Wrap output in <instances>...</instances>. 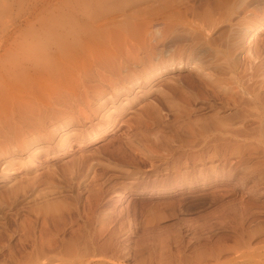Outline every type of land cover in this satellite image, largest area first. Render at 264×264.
<instances>
[{
    "label": "bare ground",
    "instance_id": "6f19581e",
    "mask_svg": "<svg viewBox=\"0 0 264 264\" xmlns=\"http://www.w3.org/2000/svg\"><path fill=\"white\" fill-rule=\"evenodd\" d=\"M43 4L32 7L28 22L17 21L15 33L8 24L0 31V152L28 147L36 136L49 139L63 122L82 125L96 112L93 102L113 116L115 100L135 85L189 65L190 77L164 78L167 88L139 119L167 124L182 115L198 127L199 99L235 112L221 116L211 135L194 125L180 144L169 135L128 139L106 160L74 164L70 193L44 189L54 193L19 224V243L0 264H264V0H63L47 11ZM229 33L237 35L226 42ZM84 130L70 132L81 140L94 134ZM238 173L240 192L216 187L201 194L220 206L199 220L198 232L179 200L113 211L122 192L127 200L132 191L208 189ZM131 216L137 227H128ZM139 229L152 242L133 241ZM195 232L200 239L193 241ZM1 239L0 252L9 246Z\"/></svg>",
    "mask_w": 264,
    "mask_h": 264
},
{
    "label": "rangeland",
    "instance_id": "374dc122",
    "mask_svg": "<svg viewBox=\"0 0 264 264\" xmlns=\"http://www.w3.org/2000/svg\"><path fill=\"white\" fill-rule=\"evenodd\" d=\"M62 1L63 0H0V31L8 24L6 26L7 30L11 34L15 33L19 27V20L25 19L27 22L29 21L33 11L32 7L37 2L44 3L42 5V10L47 11V6ZM114 15H112V17H114ZM24 27H27V23L24 24ZM236 35V33L233 35L229 33L226 37V42H228L231 37L234 38ZM2 54L3 51L0 52V56ZM221 58L223 59L225 57L221 56ZM1 63L2 61L0 60V64ZM190 66L191 65L188 66L189 68H182L181 70L173 68L170 72L161 74L159 77L152 79L151 82L145 85H135L132 90H129V92L126 93V95L121 98L118 97L119 100H115L113 103L115 105V110L112 114L113 116L107 115L108 108H106L104 104L99 105L97 102H93L95 107H97L95 108L96 112H93V115L91 114L88 119H85L82 125H76L74 121L63 122L58 125L55 133L49 139L47 138L49 135L36 136L30 141L28 147L15 146L12 149H9L10 151H6L7 153L0 152V164L2 161L8 162V171H5L4 173L0 172V229L3 230V235L1 234L0 239L2 238V242L9 245L4 251L2 250L0 252V260L5 259L4 256L7 257L10 254L11 249L17 247L19 243V233L16 232V230L19 224L25 222L26 218L31 216L34 211L38 209L39 200L45 194L51 195L54 193L43 192L49 184L53 186L52 188L55 189V191L70 193L67 192V186L69 185L70 180V170L74 164H78L82 160L88 159L96 160L98 158L97 161H101L104 159V156H106L104 159L106 160L107 157H109L107 155H110V150L112 151L114 146L117 148L119 143L123 144V142L128 139H133L135 141L145 140L146 142L149 140V142H154L156 139L158 140L160 136L162 137V135L163 137L169 135L170 138L172 136L171 139L173 142L175 141L177 142L176 144H180L190 137L189 133L191 130L189 131V128L193 129V127L196 126V124L192 125V118L183 119L184 116L182 117V115H179L182 117L181 118L178 115H175L180 118H178V122L173 115L167 124H164L162 119H154V121H149V125H146L143 119H139L140 114L141 117L145 114L143 113L146 112L145 108H147V110L152 109L150 103L153 102V100H156L157 97L161 96V89L164 91V88H167L166 85L168 84V81L164 80V78H166L167 75H178L182 78H188L192 75L190 70L192 66ZM126 101L129 102V104L126 103L127 105L123 106V103ZM195 103L196 107H199L195 113V116L199 118L198 120L195 118L196 122H199L197 125L200 124V127L198 126L199 129L203 127L202 130L209 129L208 131H212L210 135L213 134V129L216 131L223 116L228 118L235 112L232 108H227L226 106L222 107L223 105L219 101H214L213 99H210V101L199 99ZM110 106L112 105L109 103L107 107ZM215 107L222 108L220 112L221 115L216 113L217 111ZM110 117L113 118V121L109 123ZM200 117L204 118V120L202 119L201 121ZM187 120H191L190 122L188 121L190 124L188 122L185 124ZM214 123L215 125L213 126ZM75 126L79 127V129H85L83 134L88 129H92L94 134L89 136L86 135L83 140H81L76 137V134L70 132ZM198 127L196 126L195 128L197 129ZM207 130H205V132ZM208 131L205 133L206 135H209ZM90 136H95V138L90 140ZM63 138L65 139L63 140ZM46 146H49V149L51 150L47 152L48 148H44ZM37 147H40L41 149L33 152ZM240 175L241 173H238L235 178H229L228 176L223 177L220 180L214 181L212 183L213 187L208 189L197 188L196 190H189L185 188L180 192L157 193V195L154 193L152 194V192L132 191L130 193V199L127 200L124 196L125 192H122L121 198L113 202V211L117 214L122 207L129 210L141 207L146 209L158 204L179 200L180 203L178 206L181 205L180 207H183L187 213L184 217L191 219L190 221L193 222L191 223L193 224L192 226H195L192 228L199 229V220L203 217L209 216L220 206L219 203H214L209 198L201 197V194L212 192L216 187L240 192L243 187V184L240 185ZM51 177H55L58 182L55 184L52 183L50 180ZM253 183V179L248 181V187H251ZM146 216L147 214L145 213L140 219H145ZM133 218L134 217L132 216L129 218L127 222L128 227H137L138 221H135ZM262 218L264 219V216H262ZM196 223L198 224L195 225ZM165 224H170V222ZM136 232L137 233L132 235L133 241L142 237L147 242H152L151 233L142 236V229H139ZM197 232H195V235L197 236H193V233L190 234L189 238L193 236V241L200 239L198 234H196Z\"/></svg>",
    "mask_w": 264,
    "mask_h": 264
}]
</instances>
